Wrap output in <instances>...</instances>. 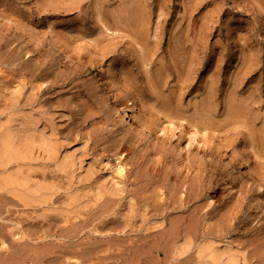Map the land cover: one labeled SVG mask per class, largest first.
Instances as JSON below:
<instances>
[{
	"label": "rangeland",
	"instance_id": "374dc122",
	"mask_svg": "<svg viewBox=\"0 0 264 264\" xmlns=\"http://www.w3.org/2000/svg\"><path fill=\"white\" fill-rule=\"evenodd\" d=\"M37 31L95 64L151 127L119 119ZM12 95L54 118L95 180L73 209L63 191L39 206L1 188L0 264H201L209 240L264 264V195L208 154L220 145L264 180V0H0V109Z\"/></svg>",
	"mask_w": 264,
	"mask_h": 264
},
{
	"label": "bare ground",
	"instance_id": "6f19581e",
	"mask_svg": "<svg viewBox=\"0 0 264 264\" xmlns=\"http://www.w3.org/2000/svg\"><path fill=\"white\" fill-rule=\"evenodd\" d=\"M134 15L136 17V14ZM157 16H159V14ZM151 34L152 33H150V37ZM37 36L41 37L47 43L51 44L52 47L58 53L63 54L67 57L72 56L76 60L81 62L82 65L85 66V75L87 76L88 86L94 89L100 97L109 101L111 112L117 114L119 119H121L130 126L136 127L137 129H140L141 127L149 129V127H151L148 122H146L144 119H142L141 116L138 115L139 113H136L137 104L134 100L121 102L117 99L115 91L109 88L107 83L103 81V77L95 64L93 65L88 63L82 56L76 54L73 50H71L64 41L55 39L54 37L40 31H37ZM213 75L214 74H212L211 76L213 77ZM14 99L15 96L12 95V100L9 102V104H7L4 108L0 109V189L3 188L8 190L10 193L17 196L24 203H35L39 206H48L50 204H53V197L60 191H63L66 193V198L64 199V206H66L68 209H73L74 207L84 205L85 196L89 195L87 194V189L89 188V185H91L93 180H95V178L93 176V173L87 167L84 166L83 151H80L77 148L71 149V147L68 146L67 143H65L60 138L57 131V123L54 118H48L46 116V113L39 108H30L25 107L23 105L20 106ZM230 107L232 106L230 105ZM178 114L181 115V113ZM206 124H208V122ZM202 126L205 125L203 124ZM195 128L198 129L197 127ZM153 129L159 136V138H161L160 136H162V132L164 134V130L161 132L160 127H153ZM208 148V154L216 157V159L221 160L224 166L228 167L231 171L245 176L248 180H250V182H252L254 187L260 193H262V195H264V180L261 178V175L256 170L249 168L245 164L239 163L234 160L233 157H231L229 153L220 145L212 144ZM51 163L53 165H49ZM103 163L104 165H108V159L104 158ZM49 166H52V169L55 171V173L57 172L55 176H47L45 170L49 168ZM116 168L121 170L123 167H120V165H118ZM57 175H59V178L56 177ZM60 179H65L66 184L62 185ZM169 226L171 227V225ZM152 235L154 237V234ZM181 237L182 240L180 241V247L175 248V251L172 250L174 251L173 258L181 256L180 254L185 252L191 245L192 236L185 233ZM155 243H157V241ZM160 245L162 246V244ZM196 258L201 264H248V260L246 259L245 254L241 253L230 243H219L210 240L207 242L202 241L201 243H198Z\"/></svg>",
	"mask_w": 264,
	"mask_h": 264
}]
</instances>
